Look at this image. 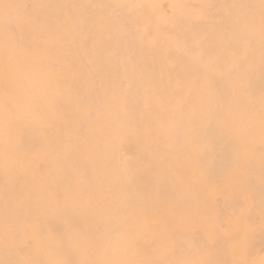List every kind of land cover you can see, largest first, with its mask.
<instances>
[{
  "label": "rangeland",
  "instance_id": "374dc122",
  "mask_svg": "<svg viewBox=\"0 0 264 264\" xmlns=\"http://www.w3.org/2000/svg\"><path fill=\"white\" fill-rule=\"evenodd\" d=\"M0 264H264V0H0Z\"/></svg>",
  "mask_w": 264,
  "mask_h": 264
}]
</instances>
